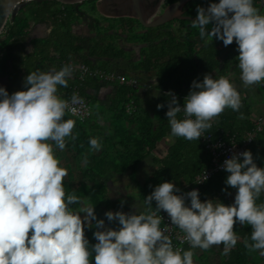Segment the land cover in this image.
Instances as JSON below:
<instances>
[{"label":"clouds","instance_id":"9594fccd","mask_svg":"<svg viewBox=\"0 0 264 264\" xmlns=\"http://www.w3.org/2000/svg\"><path fill=\"white\" fill-rule=\"evenodd\" d=\"M191 26L199 29L203 40L237 45L240 80L245 88L264 82V14L253 0H219L207 8L198 6ZM211 26V27H209ZM76 65L59 70L30 72L24 80L26 90L11 95L0 87V264H194L192 249L206 251L223 245L224 253L239 240L235 225L251 228L250 251L264 256V203L257 200L264 193V168L257 167L250 151L233 156L223 163L228 173V188L236 190L234 203L224 205L205 200L197 190L177 195L180 189L170 182L160 183L145 198L155 211L127 215L105 213L109 222L118 221V229H105L94 207L81 206L75 194H66L63 181L68 175L55 155V149H66V138L72 136L75 120L64 117L78 114L76 105H85L77 94L69 100L57 95L58 86L68 87ZM167 121L172 137L199 140L212 127V121L225 109L239 112L241 97L229 79L205 75L194 80L181 104L171 91ZM164 107L158 104L157 109ZM183 114L179 119L178 115ZM243 119V113L240 114ZM89 150L99 152L102 143L89 139ZM83 164H88L87 156ZM207 180V177H204ZM167 214L170 225L183 233L189 250L174 249L168 226L161 229ZM93 221L95 224L93 225ZM95 229L89 243L86 229ZM92 258V259H90Z\"/></svg>","mask_w":264,"mask_h":264},{"label":"trees","instance_id":"16d2710c","mask_svg":"<svg viewBox=\"0 0 264 264\" xmlns=\"http://www.w3.org/2000/svg\"><path fill=\"white\" fill-rule=\"evenodd\" d=\"M97 0L85 1L88 13H97L95 3ZM178 0H165L169 5ZM219 2V0H191L183 7V15L196 19L198 6L207 8L209 3ZM259 0H253V5L264 14V10L259 9ZM79 9L74 5H63L55 0H33L24 5L23 9L14 18H10L3 28V40L0 38V77L7 76L8 82L4 87L11 95L17 91L26 90L24 87L25 77L32 71L41 70L42 66H51L59 70L63 65L75 61L82 51L84 39L72 33L71 24L80 17ZM21 13H26L27 18L19 19ZM87 14V13H86ZM105 22L112 24L101 27L98 21L90 25L91 32L95 36L92 45L88 50V55L81 60L88 67H97L101 70H111L108 65L111 61L129 60L128 67L131 72H156V88L160 91V104L164 107L158 111V117L153 121L150 115L146 114L140 107V98L137 89L132 90L125 86L117 85L115 94L108 100V110L110 112V136L101 138L94 133L89 134L85 130L87 123H79L75 120V127L72 136L66 138V151L83 168L80 171L82 178L94 180L97 188L84 184L73 191L71 183L64 179V189L66 194H83L92 197L100 192L101 199L105 190L102 179L108 175L129 174L132 180L138 165L149 159L154 165L151 175L137 186V200L140 210L138 214H148L155 211V201L149 206L145 203V198L155 190V187L163 182H170L178 187L182 185L177 195L187 193L185 187L189 186L193 178L209 165V154L198 140L188 141L184 138L172 137L170 126L167 121L168 101L166 96L169 91L177 95L183 104L180 95L188 88L194 80L201 81L205 75L211 74L216 79L225 77L228 67L226 62L220 60V53L216 44L204 43L199 36V29L191 26V21L181 20L171 21L165 25L142 30L136 21L130 18L108 19L101 17ZM48 21L51 30L47 38L33 40L32 51L26 53V42L30 31V22L40 23ZM178 25L175 32L169 31L174 25ZM211 27V26H209ZM112 30H118L121 35L126 36V42L132 46V51L138 56L136 62L130 61L132 56L123 49L115 46V38L108 34ZM218 42L222 41L217 40ZM230 49L237 48L235 42L228 46ZM127 77V76H126ZM91 81L78 84L79 93L87 98L93 105L97 100L86 95L87 88L95 85ZM72 84L68 82L67 88L58 86L57 95L62 99H67L71 93ZM131 95L134 101L135 110L131 115L125 112V103ZM94 112V108H93ZM239 112L231 109L216 117L212 122V127L207 131L214 137H221L228 140L234 137L240 141L245 134L253 127V122L247 120L249 114L243 115L246 118L243 122H238ZM179 119L181 115H178ZM65 120L73 119L67 113ZM74 120V119H73ZM129 126H134L135 131L130 132ZM95 137L102 143V150L92 152L89 150V139ZM166 137L172 138V143L163 157L153 154L156 145ZM109 144V146H107ZM115 149V151H114ZM246 151H250L253 162L257 167L264 168V131L256 135ZM87 156L88 164H83V158ZM242 161V160H241ZM229 174L221 171L215 174L209 181L198 187L199 199L204 202L218 199L224 205L233 204L230 198L234 199L236 190L227 189V193L222 191L226 188L225 181ZM186 206H190V197H187ZM105 200V199H104ZM97 208L101 206L98 196ZM257 203H264V193L261 194ZM106 211L118 212L116 207L106 201ZM159 213V212H158ZM157 213V215H158ZM112 225V222H109ZM114 226H119L115 221ZM236 234L239 237L237 245L228 254L223 255L221 264H258L256 251H250L245 247V240L250 243L251 228L248 225H235ZM85 235L90 245L95 244L93 239V229L85 230ZM183 250H189L185 247ZM92 259V258H90ZM92 264H94V259Z\"/></svg>","mask_w":264,"mask_h":264},{"label":"rangeland","instance_id":"374dc122","mask_svg":"<svg viewBox=\"0 0 264 264\" xmlns=\"http://www.w3.org/2000/svg\"><path fill=\"white\" fill-rule=\"evenodd\" d=\"M85 3H86L85 1L82 2L81 4L78 5L77 8L80 11L87 13V15L90 16L91 20L98 21L99 25L101 27H104V28L112 24L111 22L103 21L101 16L98 13H94V14L88 13V11L86 10ZM23 7L21 9L17 10L16 15L19 14V12L23 9ZM260 10H262V9H260ZM26 16H27L26 13H21L19 15V19L22 20ZM39 24L43 25L47 29L50 27V22H48L46 20L40 22ZM92 24H93V22L90 24V20H89V22L84 21V19H82L80 17H77L73 21V23L71 24L72 33L74 35L82 37L84 39V42L82 43L83 49H82L81 53L79 54V56H76L74 58L75 61H81L87 57L88 50L90 49V47L92 45V41L95 40V36L91 32V29H90V25H92ZM34 25H35V23L30 22V24H29L30 31ZM108 34L113 35V37L115 38V41H114L115 46H117L119 49H123L126 52H128L132 56L133 60H138L137 54L132 51V46L126 42V36L121 35V33L118 30H112ZM3 37H4L3 31H1V33H0L1 41L4 39ZM45 38H46V33L44 34L43 39H45ZM33 40L34 39L29 38L28 49H27L29 52H31L33 49L32 45H31V42ZM52 69H53V67H51V66H42L41 67V71H50ZM138 88H139V83H138ZM93 108H94L93 118L87 123L85 130L87 131V133H89V134L94 133L96 135H99L103 139L106 137H109L111 124H110V118L108 117L109 115H108L106 109L104 108V105L103 106H97L96 104H94ZM100 118L104 120L103 123L97 121ZM129 131L134 132L135 127L129 126ZM107 146H109V144ZM54 150H55L56 157L61 162V166L67 169L68 175L65 178H67L68 181H70L71 190L75 191L79 187V185H81V184L97 188L95 179L90 180V179L82 178L80 171L82 170L83 166L79 165L78 162L75 159H73L71 157V155L66 150L60 151L59 149H55V146H54ZM114 151H115V149H114ZM103 183L106 185V183L104 181H103ZM182 187H183L182 185L178 186V188H180V189H182ZM119 190H120V187L116 186V188H114L110 184H107L105 186L104 194L102 197L103 199H101L100 192L96 193V195H94L92 197H89V196L83 194L81 196H77L81 203L71 205L70 208H72L75 211V210H79V208L81 206L94 207L95 215H96L98 220L104 221V228L105 229H118L120 227V225L114 226L115 221H113L112 225H111L109 223V221L107 220L105 213H107L109 211H106V209H105L106 201L110 202L113 206H115L118 212H123L127 215L137 214L138 211L140 210V207H139L137 202H134L133 199L126 200L123 197V195L120 194ZM97 196H98L99 200H102L101 206H99V208H97L98 210H96V207L98 205L97 204L98 202L96 201ZM183 196L185 197L186 195H183ZM207 200H209V198ZM186 201H187V199H185V203H186ZM212 201L220 202L218 199H213ZM230 201L232 203H234V199L230 198ZM92 223L94 225L95 221H93ZM93 231H95L94 228H93ZM192 251L194 252V256H193L194 264H221L222 259H223V255H224L223 245L213 246L212 248H210L206 251H202L200 249H192ZM256 252H257L258 259H259L258 264H264V256H261L259 254V251H256Z\"/></svg>","mask_w":264,"mask_h":264},{"label":"crops","instance_id":"0c3cea01","mask_svg":"<svg viewBox=\"0 0 264 264\" xmlns=\"http://www.w3.org/2000/svg\"><path fill=\"white\" fill-rule=\"evenodd\" d=\"M262 14V13H260ZM39 24V23H35ZM34 25V26H35ZM40 25V24H39ZM43 26V25H42ZM44 34L46 33V38L48 37L51 25L47 29L45 28ZM178 29V25L174 24L169 31L175 32ZM42 38H37L34 40H41ZM204 43L216 44L220 53V60L226 62L228 67L225 78L236 87L241 97V113L243 115L249 114L247 120L251 122L254 121L255 117L264 112V82L260 85H254L250 89L245 88L240 80V69L238 67V60L236 59L239 55L237 48L230 49L225 47L221 42H218L216 39L209 41L208 39L204 40ZM132 62L137 60L130 59ZM124 62V63H123ZM129 60H117L111 61L108 65L109 69L122 73L127 77L135 78L139 83V88L137 89V95L140 98L139 104L141 109L148 115L151 119L155 121L158 117L157 105L160 104V91L156 88V72H131L128 67ZM213 78H215L213 76ZM117 86L108 85V84H95L86 89L85 93L87 96L92 97L97 100V106H103L108 113V117L111 120L110 112L108 110L109 104L108 100L112 98L115 94ZM190 88L186 89L181 95L180 98L182 102L184 98L188 95ZM228 110V109H225ZM94 115V112H93ZM93 118V117H92ZM238 122H243L246 118L241 119L240 117L236 118ZM97 121L103 123V119H98ZM213 122V121H212ZM211 122V123H212ZM88 123V122H87ZM172 143L171 137H166L161 140L153 152L157 157H163ZM154 165L149 159L142 161L132 177V180L129 178V174L125 173L122 175H108L102 179L106 185L110 184L114 188L116 186L120 187V194L126 200L133 199L134 202L137 200V186L140 185L146 178H148L152 171Z\"/></svg>","mask_w":264,"mask_h":264},{"label":"built area","instance_id":"2783aa9c","mask_svg":"<svg viewBox=\"0 0 264 264\" xmlns=\"http://www.w3.org/2000/svg\"><path fill=\"white\" fill-rule=\"evenodd\" d=\"M68 65H76L77 68L73 75L69 77L72 87L67 100H69L71 106V96L73 93H77L85 101V105H76V107L80 109L78 114L73 115L70 112L67 114L79 123H87L92 119L93 108L87 98L80 95L78 84L85 81H91L96 84L119 85L132 90L138 89V81L135 78L126 77L124 74L118 73L117 71L101 70L97 67L91 68L81 61L69 62ZM175 96L177 97L176 94ZM124 107L127 115H131L134 112V101L131 95L128 96V101L125 103ZM180 115L181 118H183V114L181 113ZM263 131L264 112L255 117L252 129L245 132L240 141H237L234 137H231L228 140L222 139L221 137H214L211 132L206 130L198 141L203 145L209 154V165L193 178L189 186L185 187L187 193L197 190L198 187L209 181L215 174L223 171L222 166L224 161L231 159L233 156H240L241 153L246 151L247 147L251 144L256 135L262 133ZM240 159L242 160L243 157L240 156ZM205 176L207 177L206 181L204 180ZM184 198L187 199L186 197ZM158 215L163 218L160 225L161 229L168 226V232L165 234L169 235L171 238L173 248H189L188 243L183 240V233L175 226L170 225V220L167 214L159 212Z\"/></svg>","mask_w":264,"mask_h":264},{"label":"water","instance_id":"95a60500","mask_svg":"<svg viewBox=\"0 0 264 264\" xmlns=\"http://www.w3.org/2000/svg\"><path fill=\"white\" fill-rule=\"evenodd\" d=\"M33 0H0V33L7 20L14 18L17 10L26 3ZM63 5H78L87 0H55ZM191 0H178L166 5L165 0H97L95 3L96 12L104 18L118 19L130 18L136 21L142 30L156 28L171 21L194 20V18L183 15V7ZM259 9L264 10V0H259ZM79 15L87 16L82 11ZM44 26L36 24L32 27L28 37L37 39L44 37ZM1 56V50H0ZM8 82L7 76L0 77V87H5Z\"/></svg>","mask_w":264,"mask_h":264},{"label":"flooded vegetation","instance_id":"af4514ba","mask_svg":"<svg viewBox=\"0 0 264 264\" xmlns=\"http://www.w3.org/2000/svg\"><path fill=\"white\" fill-rule=\"evenodd\" d=\"M84 13V12H83ZM86 14V13H85ZM87 15V14H86ZM80 18L84 19V21H88L90 20V24L93 22V20H91L90 16L87 15V16H83V15H80ZM94 23V22H93ZM28 43H29V37L27 39V42H26V53H29V51L27 50L28 49Z\"/></svg>","mask_w":264,"mask_h":264}]
</instances>
